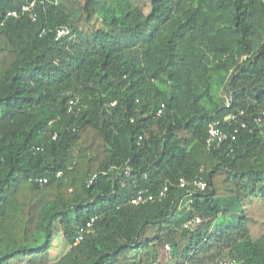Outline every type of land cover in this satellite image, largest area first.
Returning <instances> with one entry per match:
<instances>
[{
  "label": "trees",
  "instance_id": "obj_1",
  "mask_svg": "<svg viewBox=\"0 0 264 264\" xmlns=\"http://www.w3.org/2000/svg\"><path fill=\"white\" fill-rule=\"evenodd\" d=\"M31 3L37 20L8 15ZM230 112L248 126L208 149ZM196 177L206 190L179 187ZM166 183L162 201L130 203ZM256 195L264 0H0V264L47 253L57 219L70 247L43 264H207L228 250L264 264L245 209Z\"/></svg>",
  "mask_w": 264,
  "mask_h": 264
},
{
  "label": "built area",
  "instance_id": "obj_2",
  "mask_svg": "<svg viewBox=\"0 0 264 264\" xmlns=\"http://www.w3.org/2000/svg\"><path fill=\"white\" fill-rule=\"evenodd\" d=\"M34 3L24 5L21 8V11H10L8 13L9 16H18L21 13H28L30 18L35 21L38 18V14L33 11ZM71 34V29L68 26H61L56 30L55 39L58 40L64 36H69ZM233 104L232 97L230 95H226V99L224 105L226 108H230ZM165 109V104L162 103L160 107L157 109V115H161ZM241 113V112H240ZM235 126L232 133L227 132L225 125L231 124ZM239 125L242 128H246L247 122L240 118L237 112H230L224 117L216 118L209 124L208 129V137H207V148L210 150H217L222 147L227 141H234L237 138V133L239 131ZM128 172V171H127ZM126 173V172H125ZM60 174V173H59ZM97 177V174H94L89 183L93 182V180ZM41 184L47 182V179H39ZM178 185L180 188H191L190 190H206L209 186L208 181L203 177H196L191 180L186 178H180ZM170 191V183H166L160 190L156 192H152L148 189H139L131 198L130 203L133 205H140L146 203H155L162 201L167 198ZM99 219V216H93L90 218L84 226H82L79 230V233L76 237V243L80 242L84 239L86 235L95 234L96 233V223ZM202 222L200 217H196L194 220V224H198ZM171 250V246L169 244L165 245V252L168 254ZM207 264H244V260L239 259L231 254V252L225 251L219 257L212 260Z\"/></svg>",
  "mask_w": 264,
  "mask_h": 264
},
{
  "label": "rangeland",
  "instance_id": "obj_3",
  "mask_svg": "<svg viewBox=\"0 0 264 264\" xmlns=\"http://www.w3.org/2000/svg\"><path fill=\"white\" fill-rule=\"evenodd\" d=\"M262 197L263 196H259V197L253 196L252 198H249L246 201V204H247L246 214L249 217V223H250V227L252 229L254 237H258L264 233V228L259 229L260 227H258V225L260 226L264 224V216L263 217L255 216V210H254V208L257 207L256 205L258 203H261ZM255 201L256 203L254 204ZM262 202H264L263 199H262ZM262 204L264 207V203ZM261 206H259L258 208H262ZM54 234H55V240H54V243L51 249L48 251V253H46L45 255L41 254L38 256H33L30 259H24L25 261L24 260L20 261L23 258L18 257L21 259H18V258L12 259L10 264H43L45 260L53 261V262L56 261L62 255H64L70 247L67 240L63 237L62 231L59 226L58 219L54 222Z\"/></svg>",
  "mask_w": 264,
  "mask_h": 264
},
{
  "label": "crops",
  "instance_id": "obj_4",
  "mask_svg": "<svg viewBox=\"0 0 264 264\" xmlns=\"http://www.w3.org/2000/svg\"><path fill=\"white\" fill-rule=\"evenodd\" d=\"M260 195H256V197H259ZM262 199L264 200V197H262ZM262 199H261V203H258L256 206L257 207H255L254 208V210H255V216H259V217H263L264 216V207H263V204L262 203H264V202H262ZM260 202V201H259ZM256 203V201L254 202V204ZM262 205V206H261ZM259 206H261L262 208H258ZM245 209H247V204H246V202H245ZM249 227H250V223H249ZM258 227H260L259 229H263L264 228V224H262V225H258ZM250 230H251V233H252V235H253V232H252V229H251V227H250ZM262 235H264V233L263 234H261L260 236H258V237H255V238H259V237H261ZM64 237V236H63ZM253 237H254V235H253ZM48 253V252H47ZM46 254V253H45ZM45 254H42V255H45ZM53 261H46L45 260V262L44 263H52Z\"/></svg>",
  "mask_w": 264,
  "mask_h": 264
}]
</instances>
